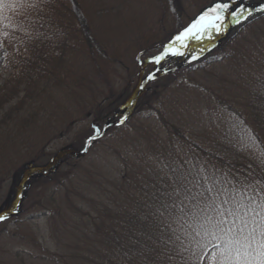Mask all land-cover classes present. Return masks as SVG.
Segmentation results:
<instances>
[{
    "label": "trees",
    "instance_id": "16d2710c",
    "mask_svg": "<svg viewBox=\"0 0 264 264\" xmlns=\"http://www.w3.org/2000/svg\"><path fill=\"white\" fill-rule=\"evenodd\" d=\"M177 1L160 0L156 6L163 7L162 11L173 8L172 14L179 15L180 9L175 8ZM9 2L6 0V5L0 9V40L11 52L18 47L12 55L20 63L0 89V114L23 93L24 96L9 113V118L13 119L12 112H19L29 100L44 103L47 98H55L48 85L57 79L76 35L68 34L70 37L64 38L65 33L59 30L58 17H66L69 12L83 15V10L78 0H27L28 5L35 6L23 8L8 7ZM261 20L264 18L252 21L228 39L216 36L214 46L205 40L201 47L207 52L220 49L219 52L225 53L223 58L216 57L219 52L193 62H189L192 54L169 57L183 65L175 70L170 68L174 71H167L147 85L146 90H140L133 113L127 115L128 120L123 125L109 127L104 137L91 147L92 150L101 148L104 153L109 146L113 148V156H106L99 163L102 168L105 166L108 177L92 171L87 159L77 161L69 156L58 161L48 172L34 173L30 177L24 186L20 204L25 199L26 188L34 179L45 180L47 189L38 206L43 216L55 223L53 231L57 232L56 238L63 246L55 255H44V260L56 264H196L191 252H180L171 242L174 238L164 229L157 208L166 199L164 194L173 190L177 172L195 175L203 168L206 173L215 172L245 182L264 180V168L252 153L239 151L237 144L245 126L264 141V27L258 26ZM80 23L83 28L81 35L89 43L86 53L95 57L98 51L103 52L104 46L96 41L89 23L82 20ZM180 30L183 29L175 30L171 37ZM126 49L121 46L117 55L106 57L117 61ZM144 54L139 52L135 59ZM226 59L231 60L234 68L232 89L235 93L227 98H217L214 107L207 106V111L216 110L213 114H205L196 107L198 114L194 120L197 128L191 131L180 113L193 111L192 97L188 92L191 89L197 91V88L191 84L194 82L192 73H196L204 61L206 65H212L214 62L224 63ZM136 63L138 65L139 61L136 60ZM178 67L182 69L177 70ZM141 71L140 68V74ZM94 75L91 78L97 77ZM85 77L88 76L81 77V80L86 81ZM138 85L136 83L132 93L125 90L120 96L112 94L96 104L97 109L91 113L95 114L96 120L86 129L78 131V135L84 134L72 145L81 150L86 138L92 134L93 125L103 129L107 115L114 113V107L125 105ZM48 102L51 103V110L46 107L44 110L47 113L57 109L53 108L54 101ZM65 102L67 104V97ZM38 113L29 112L17 119L15 127L24 130L23 134L30 129H38L41 124L35 118ZM138 135L145 136L137 138ZM4 148L8 150L1 144L0 169L14 165L13 159L7 155L2 157ZM74 149L64 147L49 163L60 152ZM33 164L31 162L25 167L17 186L23 180L25 171L35 167ZM115 174L118 177L113 178ZM31 242L38 248L43 247L37 239L31 238Z\"/></svg>",
    "mask_w": 264,
    "mask_h": 264
},
{
    "label": "rangeland",
    "instance_id": "374dc122",
    "mask_svg": "<svg viewBox=\"0 0 264 264\" xmlns=\"http://www.w3.org/2000/svg\"><path fill=\"white\" fill-rule=\"evenodd\" d=\"M78 1L82 7L83 15L77 16L74 12L73 14L69 12L70 14L68 13L66 17H58L59 30L65 33L63 37H70L67 36L68 34L76 35L74 42L68 48L69 54L65 58L64 66L58 71L57 79L52 80L53 83L48 85L49 90L52 89L51 92L54 93L55 98H50L51 100L47 98L45 104L41 103V100L40 102L29 100L30 102H26L19 112H12L13 119H11L9 113L17 106H15L16 102H19L24 96L22 93L20 99L8 105L4 112L0 114V145L2 144L8 149L5 150L4 148L5 151L3 150L4 153L1 154L2 157L7 155L13 159L14 165H16L14 170L12 169L14 165H8L7 168L0 169V211L5 210L15 200L17 185L22 176L21 173L27 165L34 162L35 167L44 168L54 155L66 146L74 147L79 152L80 150L72 143H76L77 138H82L84 133L78 135V131L86 129L96 120L95 114L91 115L97 109L96 104H100V101L109 95L120 96L125 90L127 93H132L136 88L140 68H142L140 61L137 65L136 60L138 59H135L139 52L145 53L144 56H141L142 60L159 55L163 46L174 37L171 36L175 30L187 27L203 10L213 3V0H178L175 8H179L180 13L174 15L172 14L173 8L168 7V10L164 8L165 11H162L163 7L156 6L159 5L160 0ZM242 2L246 5L257 6L261 0H242ZM157 9L159 11L154 12ZM166 11H169V13ZM259 18L258 14L256 19ZM80 20L83 23H89L91 33L97 38L96 41L104 46L103 52L99 53L97 50L98 55L95 57H92L91 53H86L89 43H86L88 39L81 35L83 28ZM262 25L264 27V20L258 22V26ZM244 27V24L233 26L222 37L228 39ZM76 30L79 32L77 33ZM121 46L127 49L124 52L125 55L117 57V61H112L110 59L112 57H106V55H117ZM17 48L11 52L0 40V89L12 77L16 71V65L20 63L17 60L15 61L12 55L17 51ZM219 50L208 53L204 51L200 53V56L217 55ZM223 55L225 53L221 51L216 57L223 58ZM187 59L189 60V58ZM230 63V59L224 60V63L214 62L212 65H206L204 61L198 71L192 73L194 82L191 84H194L197 88V91L191 89L188 92L189 96L192 97L193 111L191 113L185 111L180 113L184 124H187L191 131L197 128L194 120L198 114L195 110L196 107L205 114H213L216 110L207 111V106L214 107L213 104L217 98H227L235 93V90L232 89L234 68ZM180 65L183 64L178 63L177 59L169 58L162 63L161 72H164V69H175ZM180 67L177 70L182 69ZM93 69H95V73H93ZM152 70V67L145 68L141 80L143 81V77ZM236 70L237 68H235ZM93 74L97 77L94 75L95 78H91ZM83 76H88L85 77L86 81L81 80ZM82 82L84 84H81ZM108 91H110V94H108ZM101 92L104 94L99 95ZM66 97L68 99L67 104L65 102ZM48 101H54L53 108L57 107V109L50 112L51 108L49 106L51 103L49 104ZM46 107L50 109V113L44 110L47 109ZM114 108L115 111L118 109V107ZM115 111L114 113L110 112L107 119L114 116ZM29 112H39V116H35V118L41 124L38 125V129H34V131L30 129L23 134L24 130L20 131L15 125L17 119L22 118ZM130 113L132 114L133 110ZM120 114H117L113 122H118ZM188 126L186 127L190 129ZM143 136L145 135H138L137 138ZM112 153H114V150L111 146L105 153L101 148L91 149L84 159L90 162L88 165L91 166L92 171L96 170V172L108 177L105 166L102 168L99 163L103 161L104 157L113 156ZM10 164L12 165V162ZM35 167H32V169ZM66 168L69 169L68 166ZM117 175L115 174L113 178L118 177ZM46 189L45 180L34 179L26 188L25 199L20 204L18 211L11 213L9 219L0 224V264H56L42 258L48 253L55 255L58 250L60 251L63 248L56 238L57 232L53 231L55 223L48 221L40 212L38 206V202L44 198ZM31 238L39 240L43 247H36L31 242ZM18 254L20 257H17Z\"/></svg>",
    "mask_w": 264,
    "mask_h": 264
},
{
    "label": "snow or ice",
    "instance_id": "6c2138e0",
    "mask_svg": "<svg viewBox=\"0 0 264 264\" xmlns=\"http://www.w3.org/2000/svg\"><path fill=\"white\" fill-rule=\"evenodd\" d=\"M5 5L6 0H0V9ZM7 6L35 5H28L27 0H10ZM258 14L264 18V0L257 6L246 5L242 0H213L211 6L163 46L159 55L146 61L137 57L142 65H153L139 87L143 89L158 79L162 62L170 56L186 57L190 41L203 44L207 40L214 46L216 36L227 34L233 26H246ZM204 51L203 47L199 52L193 51L189 62L200 59ZM127 120L128 116L122 113L118 123L123 125ZM103 135V129L93 125L92 134L81 150L88 152ZM237 144L239 151L252 153L264 168V141L251 129L242 127ZM164 195L166 199L157 208L161 223L174 238L171 242L180 252H191L196 264H205V260L207 264H264V180L245 182L215 172L206 173L201 168L195 175L177 172L173 190ZM15 211L13 207L0 212V223L9 219V212Z\"/></svg>",
    "mask_w": 264,
    "mask_h": 264
},
{
    "label": "water",
    "instance_id": "95a60500",
    "mask_svg": "<svg viewBox=\"0 0 264 264\" xmlns=\"http://www.w3.org/2000/svg\"><path fill=\"white\" fill-rule=\"evenodd\" d=\"M136 96V93L131 97V99L129 100V102L126 104V106H129V104L131 103V101L135 98ZM87 152H80V153H75L73 151H65V152H62L60 153L59 155H57V157L45 168H40V169H29L27 170L25 173H24V177H23V180L22 182L20 183L18 189H17V193H16V199H15V202L13 203V205L9 208H13V207H17L19 201H20V197H21V193H22V190H23V187L25 185V183L27 182V180L34 174V173H46L48 172L53 166L54 164L58 161V160H61L63 157L69 155L71 156L72 158L76 159V160H79L81 158H84L86 156ZM8 209V210H9ZM8 210L6 212H8ZM11 212H9L10 214Z\"/></svg>",
    "mask_w": 264,
    "mask_h": 264
}]
</instances>
